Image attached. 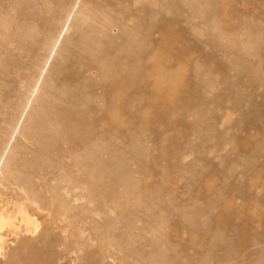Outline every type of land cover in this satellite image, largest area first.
Instances as JSON below:
<instances>
[{"label":"rangeland","instance_id":"rangeland-1","mask_svg":"<svg viewBox=\"0 0 264 264\" xmlns=\"http://www.w3.org/2000/svg\"><path fill=\"white\" fill-rule=\"evenodd\" d=\"M0 264H264V0H0Z\"/></svg>","mask_w":264,"mask_h":264}]
</instances>
